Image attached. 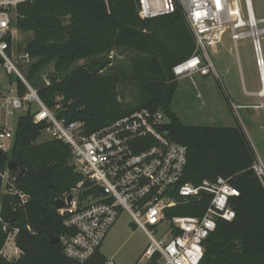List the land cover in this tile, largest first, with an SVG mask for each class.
<instances>
[{"label": "trees", "instance_id": "1", "mask_svg": "<svg viewBox=\"0 0 264 264\" xmlns=\"http://www.w3.org/2000/svg\"><path fill=\"white\" fill-rule=\"evenodd\" d=\"M15 25L19 34L31 35L22 47L17 44L30 62L24 78L58 118L81 122L90 134L135 110H161L167 118L164 129L187 147L183 181L199 184L223 177L239 190L230 201L234 219L217 222L199 264H264V188L251 168L256 155L246 133L240 124H186L172 110L177 89L172 68L195 48L178 4L173 13L142 19L137 0H27L17 6ZM49 66L53 70L44 78ZM16 80L22 96L27 88ZM46 126V121H33L29 106L17 118L10 153L0 154V170L9 160L23 169L17 185L29 195L22 208L15 197H4L1 214L19 228L21 255L8 261L0 253V264H105L100 250L78 262L65 256L59 240L49 239V234L59 238L65 233L55 200L82 175L64 141H38ZM207 204L176 207L167 215H202ZM6 235L0 229V250ZM157 258L150 264H158Z\"/></svg>", "mask_w": 264, "mask_h": 264}, {"label": "built area", "instance_id": "2", "mask_svg": "<svg viewBox=\"0 0 264 264\" xmlns=\"http://www.w3.org/2000/svg\"><path fill=\"white\" fill-rule=\"evenodd\" d=\"M24 1L27 0H0V65L7 77L15 74L27 88L20 96L17 80L8 77V82L14 83L11 89L0 84V154L10 153L14 139L15 127H10L8 117L17 111L25 112L30 103L37 105L32 111L33 121L47 123L42 134L68 145L72 164L82 179L64 195L65 204L57 209L65 227L59 237L63 253L78 262L89 260L124 211L148 239L135 264H150L155 255L158 264H199L204 241L217 222L234 219L230 201L239 196V190L223 177L203 179L199 184L183 181L187 147L164 129L167 118L161 110H135L90 134L83 132L81 122L58 118L39 99L14 62L16 9ZM176 4L181 7L195 42L192 54L172 68L177 80L196 73L217 74L209 48L226 28L235 43L251 29L264 32V26L258 27L264 18L255 17L251 0H244L246 17L240 0H137V11L142 19H149L173 13ZM260 34L264 33L257 32V39L250 37L262 82ZM18 56L28 60L25 53ZM251 168L264 188V165L258 157ZM10 171L7 167L0 170V229L7 233L0 253L8 261L18 259L21 250L16 245L18 226H11L1 214L4 197H15L19 208L29 199L17 185V173L11 175ZM69 195L71 198L66 201ZM202 200H208L202 215H167L176 207ZM105 264L116 263L107 259Z\"/></svg>", "mask_w": 264, "mask_h": 264}, {"label": "rangeland", "instance_id": "3", "mask_svg": "<svg viewBox=\"0 0 264 264\" xmlns=\"http://www.w3.org/2000/svg\"><path fill=\"white\" fill-rule=\"evenodd\" d=\"M244 17H246L244 0H240ZM252 8L257 19L264 18V0H251ZM264 23H258L262 28ZM222 29V28H221ZM223 30V29H222ZM249 30L248 28L244 29ZM219 35V34H218ZM229 28L222 31L219 40L209 48V58L213 62L215 72L207 75L193 74L191 77H183L177 80L172 110L190 125L206 126H236L240 124L258 157L264 165V99L261 108L250 110L239 108L237 105L246 103L252 98L248 97L245 89H259L261 80L255 61L252 38L245 36L239 38L236 43L231 38ZM30 34H16L14 45L25 44ZM262 56L264 59V34L259 35ZM17 47L14 62L24 77L29 63L20 58ZM20 65V66H19ZM53 66H49L43 77L51 73ZM16 81V75L8 76ZM4 69L0 65V84L2 87L11 89L13 82H8ZM126 100H131L130 89L124 93ZM31 111L37 109V105L30 103ZM24 111H17L8 117L10 127L14 128L17 118ZM254 114V115H252ZM3 114L0 113V118ZM42 134L38 141L47 139ZM148 239L144 232L134 226L128 213L122 211L115 224L105 236L100 252L106 259H112L116 264H135L141 255ZM142 261H139L141 264Z\"/></svg>", "mask_w": 264, "mask_h": 264}, {"label": "crops", "instance_id": "4", "mask_svg": "<svg viewBox=\"0 0 264 264\" xmlns=\"http://www.w3.org/2000/svg\"><path fill=\"white\" fill-rule=\"evenodd\" d=\"M261 87H262V83H261ZM261 87L259 89H251V90H247L245 89V93L248 97L252 98L251 100H248L246 103H240L238 104L237 106L239 108H247V109H252V110H255V109H258V108H261L263 106V103L259 100V98H263V96L260 95V90H261ZM254 115V114H252ZM101 247V246H100ZM100 250V249H99Z\"/></svg>", "mask_w": 264, "mask_h": 264}, {"label": "water", "instance_id": "5", "mask_svg": "<svg viewBox=\"0 0 264 264\" xmlns=\"http://www.w3.org/2000/svg\"><path fill=\"white\" fill-rule=\"evenodd\" d=\"M7 168L10 169V170H13L19 176H22L23 173H24L23 169L20 166H18L13 160H9L7 162ZM70 198H71V196L69 195L66 198V201H69ZM64 204H65V202L62 199H57L54 202V206H55L56 209H59V208L63 207ZM49 239H50L51 242H57L59 240V238L57 236H54L52 234H49Z\"/></svg>", "mask_w": 264, "mask_h": 264}, {"label": "bare ground", "instance_id": "6", "mask_svg": "<svg viewBox=\"0 0 264 264\" xmlns=\"http://www.w3.org/2000/svg\"><path fill=\"white\" fill-rule=\"evenodd\" d=\"M220 29H221V28H220ZM257 32H258V33H260V32H261V33H264V32L261 31V30L255 31V29H251V31L247 33V36H252V35H254V37L257 39V35H256ZM258 56H259V58H260V57H263V56L260 54V52L258 53ZM261 75H262V80H263V81L261 82V83H262V87H261V90H260L259 93H260L261 96L264 97V67L261 68Z\"/></svg>", "mask_w": 264, "mask_h": 264}]
</instances>
